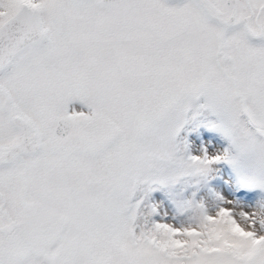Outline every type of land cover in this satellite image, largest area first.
I'll list each match as a JSON object with an SVG mask.
<instances>
[{"label": "snow or ice", "instance_id": "snow-or-ice-1", "mask_svg": "<svg viewBox=\"0 0 264 264\" xmlns=\"http://www.w3.org/2000/svg\"><path fill=\"white\" fill-rule=\"evenodd\" d=\"M0 264H264V0H0Z\"/></svg>", "mask_w": 264, "mask_h": 264}]
</instances>
